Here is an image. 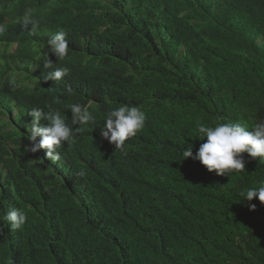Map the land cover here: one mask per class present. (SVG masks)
<instances>
[{"label": "trees", "instance_id": "obj_1", "mask_svg": "<svg viewBox=\"0 0 264 264\" xmlns=\"http://www.w3.org/2000/svg\"><path fill=\"white\" fill-rule=\"evenodd\" d=\"M0 24V264H264V204L237 195L264 182V159L244 153L245 171L217 175L183 156L204 142L198 122L264 120V0H0ZM47 54L70 69L59 81ZM72 104L94 119L74 125ZM123 105L146 121L121 152L101 129ZM33 108L73 130L56 162L3 129Z\"/></svg>", "mask_w": 264, "mask_h": 264}, {"label": "clouds", "instance_id": "obj_2", "mask_svg": "<svg viewBox=\"0 0 264 264\" xmlns=\"http://www.w3.org/2000/svg\"><path fill=\"white\" fill-rule=\"evenodd\" d=\"M20 23L24 28L31 25L33 32L38 27V21L32 18L31 13H27ZM5 30V25L0 24V34ZM65 37V32L58 31L47 41L49 52L54 54L58 61L68 55L69 45ZM3 44L0 41L1 52L4 50ZM6 44L9 45L7 51H13L16 47V44ZM44 67L54 68V63L49 59L48 54L45 57ZM69 71L68 67H55L54 70L48 72L47 79L59 81ZM70 111L74 125H84L94 119L92 112L80 104H72ZM17 114L18 110L13 109V113L6 116V124L3 129L8 135V139L12 141L16 139L14 133H22L25 130L28 151L32 153L45 149V158L56 162L60 159L57 149L65 142H74L73 130L66 124L65 117L61 116L59 112H45L40 108H33L29 112L32 117L30 132L23 119L22 122L14 119ZM104 120L106 124L101 129V137L113 144L115 150L124 152L126 140L144 128L146 114L138 106L123 105L110 110ZM41 121L47 123L42 124ZM196 138L204 142L199 145L195 154H193V146L185 149L184 159L191 157L193 160H198L206 166L209 172L215 171L217 175H230L234 172L245 171L244 153H247L251 159H264V120L256 122L251 129L238 122H221L213 125L198 122ZM80 175H84V172L81 171ZM237 195L239 199L249 202L253 198H258L264 204V182L246 190H240ZM249 207L251 210H255L256 205L249 204ZM3 219L9 223L12 229H20L25 224L27 216L23 210L12 209Z\"/></svg>", "mask_w": 264, "mask_h": 264}, {"label": "rangeland", "instance_id": "obj_3", "mask_svg": "<svg viewBox=\"0 0 264 264\" xmlns=\"http://www.w3.org/2000/svg\"><path fill=\"white\" fill-rule=\"evenodd\" d=\"M29 112L30 111H27L26 114L23 116V121L27 125L28 131L30 132V129H31V126H32V124H31L32 117L29 115ZM16 127H17V125H16ZM17 128L20 129V127H17ZM4 176H5V174H4Z\"/></svg>", "mask_w": 264, "mask_h": 264}, {"label": "bare ground", "instance_id": "obj_4", "mask_svg": "<svg viewBox=\"0 0 264 264\" xmlns=\"http://www.w3.org/2000/svg\"><path fill=\"white\" fill-rule=\"evenodd\" d=\"M10 113L12 114L13 113V110Z\"/></svg>", "mask_w": 264, "mask_h": 264}]
</instances>
